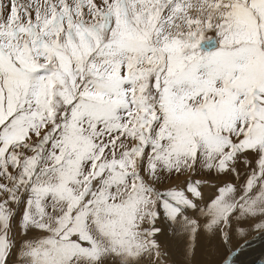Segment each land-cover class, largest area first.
Segmentation results:
<instances>
[{"label":"snow or ice","instance_id":"obj_1","mask_svg":"<svg viewBox=\"0 0 264 264\" xmlns=\"http://www.w3.org/2000/svg\"><path fill=\"white\" fill-rule=\"evenodd\" d=\"M250 233L264 0H0V264H233Z\"/></svg>","mask_w":264,"mask_h":264},{"label":"bare ground","instance_id":"obj_2","mask_svg":"<svg viewBox=\"0 0 264 264\" xmlns=\"http://www.w3.org/2000/svg\"><path fill=\"white\" fill-rule=\"evenodd\" d=\"M252 233L249 234V236ZM264 240V234H255L254 237L249 239V247L247 249L245 248L243 251L240 252L241 255L246 254L250 251L252 248L251 246L254 245V243H258V241ZM243 243V242H242ZM240 244V241L233 240L232 243V250H235V247H237ZM255 246V245H254ZM225 248V247H224ZM257 248V254H256V261H252L251 263L256 264L260 256L264 257V243L261 244L260 246L256 247ZM227 250L226 254L223 253V248L222 245L218 244L216 245L215 249L209 248L208 244L205 243L204 241H200L198 243V246L196 248V253L194 257V264H224L225 261L228 259V257L231 255V252L229 249L225 248ZM238 255H236L237 257ZM173 259L176 261V264H184V257L180 251L179 248L173 246ZM234 262V261H233ZM241 262V261H239ZM237 264H241V263ZM247 264V263H243Z\"/></svg>","mask_w":264,"mask_h":264},{"label":"rangeland","instance_id":"obj_3","mask_svg":"<svg viewBox=\"0 0 264 264\" xmlns=\"http://www.w3.org/2000/svg\"><path fill=\"white\" fill-rule=\"evenodd\" d=\"M255 236V234L254 233H252L249 237H248V239H251L252 237H254ZM264 240H262V241H258V243L256 242V243H254V245H253V247L250 249V251L248 252V253H246V254H243V255H241L240 254V252H239V254H238V256L237 257H234L233 258V264H237L239 261H241V262H239V263H241V264H243V263H247V264H254L255 263V261H256V254H257V248L256 247H258V246H260V243H262ZM243 241H240V244L242 243ZM222 248H223V253L224 254H226V252H227V250L224 248V246L222 245ZM237 247H235V249H236ZM260 257H262V256H260ZM235 259V260H234ZM252 261H254V263H251ZM257 263V262H256Z\"/></svg>","mask_w":264,"mask_h":264}]
</instances>
